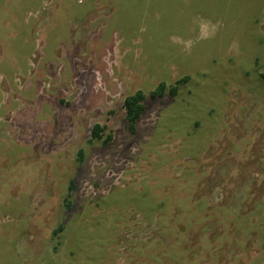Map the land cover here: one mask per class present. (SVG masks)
<instances>
[{"label":"rangeland","instance_id":"1","mask_svg":"<svg viewBox=\"0 0 264 264\" xmlns=\"http://www.w3.org/2000/svg\"><path fill=\"white\" fill-rule=\"evenodd\" d=\"M0 264H264V0H0Z\"/></svg>","mask_w":264,"mask_h":264},{"label":"trees","instance_id":"2","mask_svg":"<svg viewBox=\"0 0 264 264\" xmlns=\"http://www.w3.org/2000/svg\"><path fill=\"white\" fill-rule=\"evenodd\" d=\"M165 85L162 84L158 87L155 95H163L164 94ZM176 93V89H172V94ZM145 95L142 91H137L133 95H130L126 98L124 106L126 109V117L129 122L130 129L134 131L135 124L139 120V118L142 116V114L145 111V105H144ZM102 131V127L100 125H96L94 127V136L96 138H100V132Z\"/></svg>","mask_w":264,"mask_h":264}]
</instances>
